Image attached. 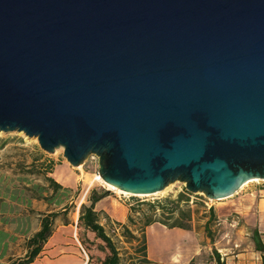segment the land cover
Segmentation results:
<instances>
[{"label":"water","instance_id":"water-1","mask_svg":"<svg viewBox=\"0 0 264 264\" xmlns=\"http://www.w3.org/2000/svg\"><path fill=\"white\" fill-rule=\"evenodd\" d=\"M0 131L134 195L264 181V0H0Z\"/></svg>","mask_w":264,"mask_h":264},{"label":"rangeland","instance_id":"rangeland-1","mask_svg":"<svg viewBox=\"0 0 264 264\" xmlns=\"http://www.w3.org/2000/svg\"><path fill=\"white\" fill-rule=\"evenodd\" d=\"M98 169L97 157H90L80 167L73 166L64 157L62 147L50 153L40 147L36 138L28 137L23 132L0 131V254L3 253L0 256V264H9L10 259L24 255L28 236L39 228L41 215L48 210L59 209L66 203H72L67 213L68 221L78 218L79 202L85 201L92 189H107L96 179ZM47 176L54 177L66 190H59L52 196L53 188L48 186ZM257 181L249 183L256 184ZM34 186L37 190L40 186L48 187L45 194L51 197L50 204L44 199L33 197L38 193ZM185 190V184L179 181L169 184L161 192L148 195L123 194L109 190V197L102 199L99 205H106L115 211L111 216L100 212V217L106 231L119 248L122 264H151L144 258L140 249L144 235L147 259L152 262H158L157 259L165 260L159 262L160 264H187L192 255H195L194 264H210L212 260L216 262L217 248L220 249V256L224 254L221 256L224 263L226 255L250 254L252 248L243 244L241 236L247 237L250 243L251 234L248 235L245 227H242L244 225L239 215L236 212L219 215L215 208L211 217L212 206L209 205L217 200H210L202 193L193 194L187 191L188 202L182 201L180 204L181 207L191 210V228L188 232L172 230L162 222H155L146 236L147 227L144 221L147 215L154 213L161 221L171 222L166 214L165 203L155 208L147 203L167 197L176 199L178 194ZM58 199L62 200L60 205L55 203ZM228 199L230 198L220 201ZM117 219L124 220V223ZM61 222L64 221L59 217L57 225ZM207 223L209 233L206 231ZM239 230H243L242 234ZM180 238H183L182 243ZM90 253L104 256V252L96 246ZM171 255L174 257L167 259ZM83 257L87 258L85 254ZM238 259L242 260L243 255L230 257L233 261L230 264H235ZM75 261V258H70L63 264H75ZM57 262L53 264H58Z\"/></svg>","mask_w":264,"mask_h":264},{"label":"trees","instance_id":"trees-1","mask_svg":"<svg viewBox=\"0 0 264 264\" xmlns=\"http://www.w3.org/2000/svg\"><path fill=\"white\" fill-rule=\"evenodd\" d=\"M46 180L48 181V186L53 188L54 196L59 190H66L65 187L61 183H59L54 177L47 176ZM35 188V186H34ZM36 188V195L34 198L44 199L49 204L51 203V197L45 194L48 187H38ZM110 194V191L107 189H102L97 191L96 189H92L87 197L86 201L82 202L79 206V216L77 221L78 227V238L81 242L82 248L85 250L87 254V262L86 264H122L121 255L119 252V248L113 238L106 231L104 225L100 222V217L98 211L95 209V204L102 199L103 197ZM187 190L185 192H180L176 199H171L170 197L164 198L163 200H158L154 202L147 203L148 206L155 208L157 205L161 203H165L167 206L166 214L168 216V220L171 222L161 221L156 218V215L153 213L151 215H147L144 221L145 226H149L155 222H162L169 228L179 227L183 229H190V220H191V210L188 208L181 207V202H188L189 197ZM62 200L58 199L55 203L60 205ZM71 204H64L59 209L48 210L43 213L40 218V226L39 228L28 236L26 240V251L23 256L17 257L15 259H10L9 264H31L35 261V259L40 255L43 250L44 245L48 241V239L52 236L55 221L61 217L64 223H68L67 213L71 207ZM211 217L214 213V208H210ZM131 219V217H129ZM210 220V219H209ZM209 222V221H208ZM206 231L209 233L210 229L208 223L206 224ZM130 232V231H129ZM3 234V233H2ZM132 236H135L132 232H130ZM257 233H254V241L256 243V249L260 250L262 253V264H264V246L260 243L257 237ZM143 243L140 247L141 252L143 253L144 258L147 262L151 264H159L157 262H152L147 259V245L145 235L142 239ZM104 252L103 257H99L90 253V250L94 247ZM216 253V262L217 264H224L223 261L220 260V255L217 251ZM3 255L0 254V256ZM193 264V263H190Z\"/></svg>","mask_w":264,"mask_h":264},{"label":"crops","instance_id":"crops-1","mask_svg":"<svg viewBox=\"0 0 264 264\" xmlns=\"http://www.w3.org/2000/svg\"><path fill=\"white\" fill-rule=\"evenodd\" d=\"M109 195L103 197L102 199H107ZM227 201H220L217 200L216 203H211L209 206L215 208L219 215L223 213H229V212H236V214L239 215L240 219L243 222L242 226L245 227L246 233L248 235L251 234L250 243L248 241L247 237H242V242L244 245H250L251 251L244 254H236L234 256H228L226 255L225 260L226 263L224 264H230L234 261L230 260V257H239L240 255H243V259L238 261H235V264H262V253L260 250L256 249V243L254 241V233H257L256 239L260 241V243L264 246V181H257L256 184L248 183L245 186L241 187L235 194L229 197ZM100 199L95 204V209L99 213L105 212L106 214H113L115 211L114 208L109 209L108 206L99 205L101 202ZM86 201V200H85ZM84 202V201H83ZM82 202H79L78 206H80ZM117 212V211H116ZM79 216V215H78ZM119 222L124 223V220L117 219ZM58 219L55 221V227L52 236L48 239L46 244L43 247L42 252L40 255L35 259V261L31 264H53L54 262L58 261V264H63L64 261L70 258H75L77 261H75V264H86L87 258L83 257L82 252V245L78 238V227H77V221L78 218H75L72 221H68V223L61 222L57 225ZM100 222L102 225H104L102 218L100 217ZM154 224H151L149 226H146V236L147 232L150 227H152ZM160 226L161 224H156ZM164 226V225H163ZM163 226H160L164 228ZM105 227V226H104ZM241 228V229H243ZM172 230H178L182 233H186L189 230L183 229L179 227H173ZM242 234L243 230H239ZM220 249L217 248V252ZM219 253V252H218ZM222 254V253H221ZM150 255V254H149ZM220 255V253H219ZM151 256V255H150ZM194 256L192 255L190 259H188L187 264L193 263ZM215 253V257H216ZM221 256H224L221 255ZM220 256V260L223 259ZM88 257V256H87ZM174 255H171L167 259H172ZM153 258V256H152ZM85 259V260H84ZM216 259V258H215ZM84 260V261H83ZM154 260H156L154 258ZM156 261L163 262L165 260L157 259ZM160 264V263H159ZM194 264V263H193ZM210 264H217L215 261L212 260Z\"/></svg>","mask_w":264,"mask_h":264},{"label":"bare ground","instance_id":"bare-ground-1","mask_svg":"<svg viewBox=\"0 0 264 264\" xmlns=\"http://www.w3.org/2000/svg\"><path fill=\"white\" fill-rule=\"evenodd\" d=\"M78 167H80V165H79ZM61 176H62V175H61ZM96 179L100 180V181L103 183V185H104L107 189H109V190H111V191L120 192V193H125V194H132V193L125 192V191H123V190L117 188V187L114 186L113 184L104 181V179H103L99 174L96 176ZM253 181H254V180H253ZM87 189H88V188H87ZM165 189H166V188H165ZM152 194H154V193H152ZM137 195H142V194H137ZM144 195H148V194H144ZM124 216H125V215H124ZM182 239H183V238H180V242H181V243L183 242ZM86 256H87V255H86ZM151 256H152V255H151ZM84 260H85V259H84ZM84 260H83V261H84ZM81 264H82V263H81Z\"/></svg>","mask_w":264,"mask_h":264},{"label":"built area","instance_id":"built-area-1","mask_svg":"<svg viewBox=\"0 0 264 264\" xmlns=\"http://www.w3.org/2000/svg\"><path fill=\"white\" fill-rule=\"evenodd\" d=\"M123 194H125V193H123ZM82 251H83V253H84L85 255H87L86 252H85V250H84L83 248H82Z\"/></svg>","mask_w":264,"mask_h":264}]
</instances>
